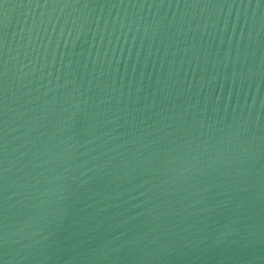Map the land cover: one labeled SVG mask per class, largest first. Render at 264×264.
Masks as SVG:
<instances>
[{"label": "water", "instance_id": "water-1", "mask_svg": "<svg viewBox=\"0 0 264 264\" xmlns=\"http://www.w3.org/2000/svg\"><path fill=\"white\" fill-rule=\"evenodd\" d=\"M0 264H264V0H0Z\"/></svg>", "mask_w": 264, "mask_h": 264}]
</instances>
